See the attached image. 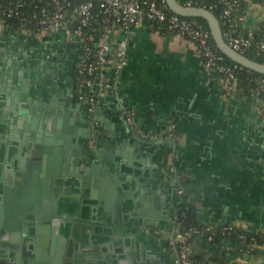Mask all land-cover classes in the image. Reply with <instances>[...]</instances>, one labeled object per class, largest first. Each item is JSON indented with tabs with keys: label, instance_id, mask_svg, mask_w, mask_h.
Here are the masks:
<instances>
[{
	"label": "crops",
	"instance_id": "0c3cea01",
	"mask_svg": "<svg viewBox=\"0 0 264 264\" xmlns=\"http://www.w3.org/2000/svg\"><path fill=\"white\" fill-rule=\"evenodd\" d=\"M262 17L251 9L244 27L238 30L253 27ZM110 39L115 45L126 42L128 63L119 71L109 69L113 87L100 99L96 115L100 117L101 133L114 136L118 144L114 160L121 159L122 167L116 165L114 171L119 178H126L132 189L126 197V215L131 212L135 224L128 233L127 227L121 226L124 235L118 234L115 239L123 247L120 256L130 257L134 264H175L176 254L169 238L178 229L171 227V212L178 200L174 202L172 194L181 195L180 205L190 209L198 224H233L245 230L264 231L262 98L252 89L245 92L227 88L218 73L205 67L199 49L178 32L143 21L129 30H115ZM77 48L74 39L62 31H47L39 36L0 27V195L5 181H15L21 145L18 140L31 116V112L25 114L28 119L24 114L13 116L20 112L21 100L17 91L14 96L7 89L10 82L5 84L2 79L9 68L17 66L25 74L45 76L50 82L53 75L64 76L58 67L68 54L72 64L76 61ZM67 83L72 84L69 76ZM66 88L62 87L63 97ZM125 114L134 133L156 140L144 152H137L144 143L138 142L134 149V137L125 139L127 130L121 119ZM167 137L173 142L158 143ZM139 179L147 186L144 195L140 194ZM172 181H176L178 191ZM66 191L72 195L77 189ZM89 193L87 189L86 195ZM25 195L24 190L12 194L11 217L18 216ZM90 195V199L81 196L93 204L83 206L84 218L75 222L76 238L73 236L69 243L58 241L54 249L56 261L60 262L65 253L82 255L84 249L94 250L100 245L102 236L92 227L95 222L91 218L97 210L99 213L104 209L103 203L112 208L118 198L101 183ZM118 195H123L121 187ZM145 201H149L150 213H143L147 210ZM44 227L49 231V225ZM74 240L79 243L75 245ZM4 243L11 245L13 241L6 239ZM215 246L231 264H264V245L246 246L231 237L215 245L204 231L192 235L189 252L209 251L214 255ZM202 264L219 263L210 259Z\"/></svg>",
	"mask_w": 264,
	"mask_h": 264
},
{
	"label": "water",
	"instance_id": "95a60500",
	"mask_svg": "<svg viewBox=\"0 0 264 264\" xmlns=\"http://www.w3.org/2000/svg\"><path fill=\"white\" fill-rule=\"evenodd\" d=\"M167 2L179 14L204 17L216 44L225 54L246 67L264 73V62L237 51L226 41L220 20L212 11L204 7L184 5L179 0ZM69 59L71 57L68 54L67 63L61 60L62 64L58 67L64 76L53 75L50 82L45 76L37 74L32 77L30 72L25 74L17 66L9 68L5 80L2 79L5 84L10 82L7 89L14 96L17 91L21 100L20 112L13 116L24 114L25 117L29 112L31 116L29 122L22 127L21 139L18 140L21 145L16 156L18 161L15 162V181L9 183L6 179L0 195V258L1 255L5 256L6 264H134L130 257L120 256L123 247L115 243L118 234L124 235L122 224L127 227V233L135 224V220L131 219L132 213L126 215L129 209L126 197L132 194L129 181L119 178L114 171L116 165H119V169L122 167L121 159L114 160L115 146L118 144L114 136L100 131V117L96 115L100 101L91 111L89 105L77 97L75 84L67 83L69 67L72 65ZM63 86L67 87L64 97L60 95ZM25 118L28 119V116ZM121 119L127 130L125 139L129 135L134 137V149L138 142L144 143L137 152H144L149 144L156 142L134 133L127 114ZM11 121L14 122V119ZM125 139L120 147L125 144ZM122 140L123 137L120 141ZM161 141L172 143L173 139L163 138L158 143ZM164 173L167 171L164 170ZM176 181L180 183L178 179ZM176 181H172V186L178 191ZM99 183L107 185L109 192H114L118 198L112 208L102 204L105 212L100 210L98 213L99 207L94 206L97 212L91 218L95 222L92 227L102 236L100 245L94 250L82 249V255L65 253L60 262L56 261L54 249H57L58 241L69 243L73 236L76 238L75 222L84 218L83 206L93 204L82 200L81 196L92 198L90 194H93V188ZM139 185L142 187H139L140 194H146L147 186L141 184L140 179ZM119 187L123 190V195H118ZM69 188L77 189V192H72L71 195L66 191ZM87 189L90 192L88 196ZM18 190H24L26 195L19 204L18 216L11 217L10 198ZM180 197L179 194L177 197L172 194L174 202L178 200L174 213L181 207ZM144 205L147 210L143 213H150L149 201H145ZM174 213L171 212V215ZM45 225H49V231H46ZM6 239H11L13 243L5 244ZM74 243L76 245L79 242L74 240ZM80 257L82 259L78 260Z\"/></svg>",
	"mask_w": 264,
	"mask_h": 264
},
{
	"label": "built area",
	"instance_id": "2783aa9c",
	"mask_svg": "<svg viewBox=\"0 0 264 264\" xmlns=\"http://www.w3.org/2000/svg\"><path fill=\"white\" fill-rule=\"evenodd\" d=\"M181 3L210 11L221 7L218 18L221 27L222 24L224 26L222 33L226 41L244 54L254 44L258 53H264V17L253 27L238 30L244 27L248 13L256 5L252 0H184ZM10 18L18 19L16 31L24 35L62 31L74 39L83 50L78 69L87 73L77 79V97L84 100L91 111L105 92L113 87L109 69L119 71L128 63L126 42L113 44L111 33L117 29L129 30L143 21L153 25L163 23L170 31L178 32L195 43L201 51L205 67L220 74L227 88L236 87L237 73L242 68V64L228 61L227 54L215 47L209 27L195 16L173 11L167 0H0L1 27H7ZM97 19L101 22L99 26L95 25ZM257 29L258 35L255 34ZM91 42L95 46L93 58L90 56ZM254 80L256 86L251 89L262 98L264 120V76H256ZM233 227V224H224L222 230ZM201 231L195 227L185 232L176 229L171 233L169 241L176 254L175 264H195L189 254L187 239ZM243 236L240 234V237ZM208 237L211 239L212 234ZM253 245H264V242H253Z\"/></svg>",
	"mask_w": 264,
	"mask_h": 264
},
{
	"label": "trees",
	"instance_id": "16d2710c",
	"mask_svg": "<svg viewBox=\"0 0 264 264\" xmlns=\"http://www.w3.org/2000/svg\"><path fill=\"white\" fill-rule=\"evenodd\" d=\"M183 2L184 0H179ZM255 3H262L264 4V0H252ZM221 7L218 8H212L213 13L220 18V9ZM199 21L204 23L207 27L210 28L208 21L204 17L200 16H195ZM100 19H97L95 22L96 26L101 25L100 24ZM7 28L16 31V28L18 27L19 21L18 19L15 18H10L7 21ZM153 25V23H151ZM154 26H157L162 29H167V27L163 23H154ZM0 27H1V22H0ZM222 27L224 28L223 24ZM258 29L255 30V34L258 35ZM213 41L214 45L216 48H218V45L216 44V41L213 36ZM91 57L94 56V50L95 46L94 43L91 42ZM219 49V48H218ZM245 54L255 60L264 62V53H258L257 52V47L256 44L251 46L247 51H245ZM227 60L230 62H235L233 59H231L228 55H226ZM81 76L87 75L86 71H80ZM220 75V74H219ZM264 76V73L258 72L254 69H251L249 67H246L242 65V68L240 71L237 73V82H236V87L242 91H250L252 87L256 86V82L254 80V77L256 76ZM90 87V86H89ZM87 86V88H89ZM75 93L78 95V82L75 85ZM171 227L172 228H178L180 232H185L187 230H193V228H198L202 231L205 232L207 236L212 234L211 241L215 245L220 242L225 237H231L236 241L244 243L246 246H252L253 242L256 243H262L264 242V231L261 230H245L243 228L234 226L230 230L223 231L222 230V225L221 226H207V225H201L198 224L194 221L193 215L191 214V211L189 208L186 207V205H181V207L175 212L173 215L172 221H171ZM192 233H194L192 231ZM240 234H243V237H240ZM192 235L189 236L187 241H190V238ZM191 259L195 264H202L205 260H210L213 259L217 261L219 264H231L230 259L226 258L225 254L223 251H220L217 246L214 247V255H210L209 251H201L197 254L189 253Z\"/></svg>",
	"mask_w": 264,
	"mask_h": 264
},
{
	"label": "flooded vegetation",
	"instance_id": "af4514ba",
	"mask_svg": "<svg viewBox=\"0 0 264 264\" xmlns=\"http://www.w3.org/2000/svg\"><path fill=\"white\" fill-rule=\"evenodd\" d=\"M77 53H78L77 54L78 56L76 58V61L74 62V64H72L69 67V79L72 82V84H75V85L77 83V79H78L79 74H80V70L78 69V67L82 63L83 50L79 47V48H77ZM62 75H63V73H62ZM2 257H3V260H2ZM4 258H5V256L1 255L0 264H6L4 261Z\"/></svg>",
	"mask_w": 264,
	"mask_h": 264
},
{
	"label": "rangeland",
	"instance_id": "374dc122",
	"mask_svg": "<svg viewBox=\"0 0 264 264\" xmlns=\"http://www.w3.org/2000/svg\"><path fill=\"white\" fill-rule=\"evenodd\" d=\"M264 5L262 3H256V5H254V7L252 8V11H256L257 14L263 15L264 17ZM42 33H39L38 35L41 36ZM195 47H197L199 49V47L191 42ZM200 51V49H199ZM201 52V51H200ZM230 89H234L233 87H230Z\"/></svg>",
	"mask_w": 264,
	"mask_h": 264
}]
</instances>
